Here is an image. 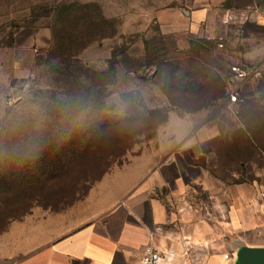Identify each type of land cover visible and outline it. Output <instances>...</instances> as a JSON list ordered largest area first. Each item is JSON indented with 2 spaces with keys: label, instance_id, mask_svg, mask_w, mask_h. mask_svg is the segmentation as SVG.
Returning a JSON list of instances; mask_svg holds the SVG:
<instances>
[{
  "label": "rangeland",
  "instance_id": "1",
  "mask_svg": "<svg viewBox=\"0 0 264 264\" xmlns=\"http://www.w3.org/2000/svg\"><path fill=\"white\" fill-rule=\"evenodd\" d=\"M215 1L0 0V47L13 44L18 34L26 40L35 36L43 56L18 86L9 126L0 135L5 216L26 211L27 218L58 219L60 229L70 230L113 205L116 184L134 185L137 179L144 184L156 165L153 156L188 134V139L213 137L214 175L264 190V23L218 21L213 37L202 43L192 37L187 48V34L164 35L158 22L164 13H198ZM72 3L100 6L118 29L115 38L80 54L90 72L109 73L115 51V73L106 79L90 74L83 94L75 87L65 91L66 76L51 72L47 62L56 11ZM181 22L187 26L186 18ZM191 41L198 43L192 47ZM150 53L159 55L160 67L147 64ZM173 74L195 89L177 88L170 83ZM96 80L107 87L95 89ZM223 85L225 97L201 109L205 100L198 89L219 96Z\"/></svg>",
  "mask_w": 264,
  "mask_h": 264
},
{
  "label": "crops",
  "instance_id": "2",
  "mask_svg": "<svg viewBox=\"0 0 264 264\" xmlns=\"http://www.w3.org/2000/svg\"><path fill=\"white\" fill-rule=\"evenodd\" d=\"M214 6L158 16L162 33L187 34L188 48L192 37H213L218 21L264 23V0H216ZM183 17L187 26L182 27ZM40 48L37 37L26 40L20 34L12 45L0 47V135ZM201 135L172 141L168 151L153 156L156 165L144 184L142 179L116 184L114 204L70 230L60 229L58 219L27 218L26 211L5 216L0 205V264H142L150 245L172 257V264H232L239 247H264V190L214 175L213 137Z\"/></svg>",
  "mask_w": 264,
  "mask_h": 264
},
{
  "label": "trees",
  "instance_id": "3",
  "mask_svg": "<svg viewBox=\"0 0 264 264\" xmlns=\"http://www.w3.org/2000/svg\"><path fill=\"white\" fill-rule=\"evenodd\" d=\"M52 30L53 44L52 49L48 51L47 62L51 65L49 66L51 72H55L61 76H66L67 83H65V91L69 92L72 87H75L79 93L83 94V92L86 91L83 81L87 79L90 74L102 79H106L110 72L115 73V69L112 68L113 65L111 64L115 58V51H113L112 58L109 61V73H107V71H101V73H92L79 59L80 54L92 44L107 39H113L118 35V29L115 22L106 18L100 6L96 4L81 3L64 5L56 11V21L53 22ZM202 40L203 39H199L198 42L202 43ZM198 42L191 41L192 47ZM147 53H149V51ZM147 57L148 65L150 64L154 67H160L161 63L159 61L160 59L158 54L151 55L150 53L147 54ZM42 58L43 56L40 57L38 51L35 58L33 72L40 65L39 62L42 60ZM165 62L168 63V61ZM170 81L172 84L177 83V88L183 89L184 91H190V89H195L196 87V84H194L192 81H185L183 80V77L179 78V76H176L175 74L171 76ZM182 81L184 82L182 83ZM166 82L169 84L168 81ZM95 83L96 84L93 85V87L97 90L107 87V84H98L100 81L96 80ZM168 84H165L163 92L170 98V92L167 89V91L165 90L166 85ZM225 89L226 88L223 85L221 90L222 93H220L219 96L209 91H202L201 88L198 89V95L203 94L205 100V104L201 106V109H207L209 107L211 108L214 106L215 102H218V100L224 98ZM229 97L231 98V95ZM90 100L93 102V99ZM236 101H238V99H236ZM87 104L88 102L85 103V105ZM173 106L175 108L178 107L176 105ZM247 142L250 144V139H248ZM20 175L21 173L19 176ZM18 191V194L20 195V189H18ZM4 204L5 202L0 200V205L4 206ZM18 213L19 212H17L13 217H17Z\"/></svg>",
  "mask_w": 264,
  "mask_h": 264
},
{
  "label": "water",
  "instance_id": "4",
  "mask_svg": "<svg viewBox=\"0 0 264 264\" xmlns=\"http://www.w3.org/2000/svg\"><path fill=\"white\" fill-rule=\"evenodd\" d=\"M232 264H264V247H239L232 259Z\"/></svg>",
  "mask_w": 264,
  "mask_h": 264
},
{
  "label": "built area",
  "instance_id": "5",
  "mask_svg": "<svg viewBox=\"0 0 264 264\" xmlns=\"http://www.w3.org/2000/svg\"><path fill=\"white\" fill-rule=\"evenodd\" d=\"M234 71L237 73V75L240 76V78L246 77L245 72H242L241 70L238 69H234ZM231 99L234 102L236 101V97H234L233 95H231ZM228 258L229 256H226V259ZM172 263H173L172 257L164 254V252H162L157 245L148 246L142 257V264H172Z\"/></svg>",
  "mask_w": 264,
  "mask_h": 264
}]
</instances>
